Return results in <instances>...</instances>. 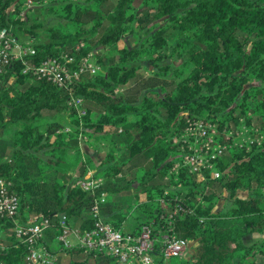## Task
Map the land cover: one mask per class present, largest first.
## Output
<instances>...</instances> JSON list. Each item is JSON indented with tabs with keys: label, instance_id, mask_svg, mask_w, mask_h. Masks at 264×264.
<instances>
[{
	"label": "trees",
	"instance_id": "1",
	"mask_svg": "<svg viewBox=\"0 0 264 264\" xmlns=\"http://www.w3.org/2000/svg\"><path fill=\"white\" fill-rule=\"evenodd\" d=\"M25 1L0 0V30L32 45L35 55L28 60L67 56L73 60L67 67L74 69L92 53L101 72L81 76L69 95L45 78L21 74L19 61L4 70L0 180L18 198L19 210L14 220L0 217L8 236L0 242V264H23L26 247L13 230L32 216L47 219L45 236L65 254L75 253L67 264H118L57 241L61 216L80 233L92 229L90 211L101 194L135 200L125 208L106 201L99 206L101 217L122 231L133 210L131 234L151 228L153 264H264V0H47L34 7L56 19L47 27L31 19L34 9L19 16ZM136 30L138 43L119 47ZM166 60L181 63L171 70L161 65ZM147 68L156 72L145 76ZM126 87L129 92L118 93ZM73 99L82 100L84 116L70 105ZM186 117L227 130L257 129L262 144L228 150L220 159V178L203 181L184 167L173 170V139ZM92 136L108 144L92 174L103 180L94 194L74 188L71 177L87 174L80 145ZM239 192L249 195L240 198ZM221 198L230 206L215 213ZM254 234L263 239L245 244ZM164 236L190 242V257L164 261Z\"/></svg>",
	"mask_w": 264,
	"mask_h": 264
},
{
	"label": "built area",
	"instance_id": "2",
	"mask_svg": "<svg viewBox=\"0 0 264 264\" xmlns=\"http://www.w3.org/2000/svg\"><path fill=\"white\" fill-rule=\"evenodd\" d=\"M45 4L47 0H26L19 16L35 7V4ZM35 55V50L28 42L22 43L9 30H0V85L1 76L7 66L13 61L22 64L21 74L45 78L59 88L67 90L72 95L71 84L83 75L96 76L101 72L94 54L90 53L81 58L74 69L67 67L72 58L63 56L58 59H46L38 64L29 61ZM70 105L75 108L79 116H84L82 100H71ZM68 131V129H66ZM254 132L252 135L250 132ZM257 129H249L245 125L231 127L229 130L221 128L217 123L186 117L182 130L173 139L176 145V158L173 170L184 167L188 173L194 174L203 181L220 178V159L232 148L250 150L253 146L262 144V135ZM101 178H94L91 173L84 177H76L72 183L74 188L94 194L102 185ZM9 184L0 180V217L14 220L19 210L18 198L9 192ZM106 194H101L91 208L93 218L92 229L80 233L67 224L65 216L58 222L60 235L57 241L64 248L77 247L84 254L94 257L114 258L118 264H153L155 256V239L149 226L142 227L140 233L133 235L115 230L101 217L99 206L103 204ZM49 221L43 217H30L26 225L16 224L15 236L26 247L23 264H57V258L44 246L45 231L49 229ZM159 251L164 261L182 258L189 243L184 239L164 236Z\"/></svg>",
	"mask_w": 264,
	"mask_h": 264
},
{
	"label": "crops",
	"instance_id": "3",
	"mask_svg": "<svg viewBox=\"0 0 264 264\" xmlns=\"http://www.w3.org/2000/svg\"><path fill=\"white\" fill-rule=\"evenodd\" d=\"M94 137H97V136H94ZM85 142L86 143L82 142V144H81V151H82V155H83L82 158H83V161H85V163L87 162L86 163L87 174L88 173L93 174V173H96L99 171V169H98L99 164L105 157L106 150L108 149V144H106L105 142H103L101 140H98V139L96 140L95 138H94V142H91V138L87 139ZM100 157H102V158L100 159ZM97 160L100 161L98 164H96ZM73 175H77L76 172L73 173ZM128 197L123 198V194L106 195L103 204H105L106 201L107 202L110 201L112 203H117V204L120 203L122 208H125L128 205V203L132 206L133 205V199L130 196H128ZM135 226H136L135 215H134L133 210H132L131 213L127 216L126 220L124 221L121 230L123 232H126V233H131L133 231V229L135 228ZM256 235L257 234H254L250 237L256 238L258 236V235L257 236ZM261 239H263V237L259 235V238H257V240H261ZM43 243H44L46 249H48L50 252H52L54 254V256L56 258H58V260H60L61 264H67L70 262V260H72V257H76L75 253L74 254H65L62 251L60 245L56 242V239L52 241L49 238H47L46 236H44ZM81 257H82V255H81Z\"/></svg>",
	"mask_w": 264,
	"mask_h": 264
},
{
	"label": "rangeland",
	"instance_id": "4",
	"mask_svg": "<svg viewBox=\"0 0 264 264\" xmlns=\"http://www.w3.org/2000/svg\"><path fill=\"white\" fill-rule=\"evenodd\" d=\"M73 1H75V0H73ZM76 1H78V2H81V1H84V0H76ZM49 5H47L46 7H48ZM40 7V6H39ZM34 9V8H33ZM32 9V10H33ZM38 8H36V9H34L32 12H31V16H32V20L33 19H35L36 17H37V19L38 20H41L42 21V24L44 25V26H52V25H54V23H55V21H56V19H54L53 17H49V15H45L44 14V11H43V9H40L39 8V10H37ZM39 11V13H38V15H36V12H38ZM33 22L32 21H30L29 23H28V25L30 26L31 24H32ZM63 24H64V22H63ZM40 29H36L35 31H36V34L38 35V37H39V39L41 40V41H45L46 40V37H45V34H44V32L43 31H39ZM136 35H139V32L136 30V31H134L133 32V34H127L126 36H125V38L119 43V47H127V48H131V47H133V46H135L137 43H138V39H137V37H136ZM171 39V38H170ZM23 43H25L26 42V40L25 39H20ZM180 61H178V60H166V61H163L162 62V64L161 65H163V66H170V68H171V70H173L174 68H176V67H178L179 65H180ZM156 72V70H154V69H151V68H147V70H144L143 71V74L145 75V76H147V75H150V74H154ZM130 84H133V83H130ZM133 87V85H130V88H132ZM127 88H129V87H126V88H122V89H120V90H118V93L119 94H122V93H124V92H129V90H127ZM131 90V89H130ZM132 96L133 95H130L129 97H131L132 98ZM61 117H62V119H61V123L62 124H66L67 123V120L65 119V117L64 116H62L61 115ZM47 121L45 120V119H43V121H42V123H46ZM94 136H92L91 137V142H94V138H96V137H94ZM88 138H86V137H83L82 139H81V144H82V142H84V143H86L85 141L87 140ZM83 143V144H84ZM81 146V145H80ZM106 152H107V150H106ZM102 157H100V159H101ZM99 159V160H100ZM99 160H97L96 161V164H98L100 161ZM75 173V172H74ZM77 174V173H76ZM94 174V173H93ZM73 173H71V177H72V183H73V181H74V179L76 178V177H78L77 175H73ZM124 195H127V194H124ZM248 195H249V193H246V192H239L238 193V197H240V198H247L248 197ZM127 197H128V195H127ZM129 198V197H128ZM135 204V200H133V205ZM230 206V203H229V201L226 199V198H221L220 199V201H219V203H218V205H217V207L215 208V213H219V212H222V211H224V210H226L228 207ZM257 236V235H256ZM8 236L6 235V233H4L3 231H1L0 230V242H4L5 241V239L7 238ZM257 238H259V235L256 237V238H254V237H248V238H246L245 239V244H247V245H250V244H252V243H254V242H256V240H257ZM191 252H192V245H191V243L189 242V246H188V249H187V251H186V253L183 255V259H186V258H189L190 257V254H191ZM75 257H72V259H74Z\"/></svg>",
	"mask_w": 264,
	"mask_h": 264
},
{
	"label": "bare ground",
	"instance_id": "5",
	"mask_svg": "<svg viewBox=\"0 0 264 264\" xmlns=\"http://www.w3.org/2000/svg\"><path fill=\"white\" fill-rule=\"evenodd\" d=\"M30 61V60H29ZM32 61V60H31Z\"/></svg>",
	"mask_w": 264,
	"mask_h": 264
}]
</instances>
